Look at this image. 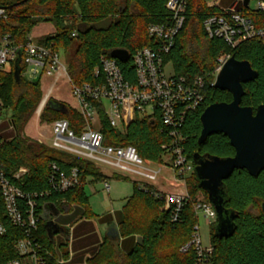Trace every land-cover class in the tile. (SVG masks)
I'll return each instance as SVG.
<instances>
[{
    "label": "trees",
    "instance_id": "1",
    "mask_svg": "<svg viewBox=\"0 0 264 264\" xmlns=\"http://www.w3.org/2000/svg\"><path fill=\"white\" fill-rule=\"evenodd\" d=\"M253 1V0H251ZM259 1V0H254ZM264 1V0H263ZM169 0H0V5L8 8L9 18L0 19V39L10 35L16 44H24L32 30L43 22H51L55 31L42 36L40 43L63 52L67 70L75 84L97 83L94 70L101 66L102 58H110L114 49H125L133 55L145 46H154L157 41L148 32L150 24L165 22L170 11ZM123 7V11L120 8ZM224 6H208L207 0H189L186 20L179 32L176 43L166 61H171L177 75L189 80L202 77L205 80L203 104L187 114L181 132L185 136L184 153L195 167L193 156L196 152L219 157L235 155V148L223 133L213 134L200 144L202 131L201 115L213 103L231 102L232 93L220 90L212 84L213 72L220 55L229 53L238 60H248L258 71V77L244 84L245 95L242 105L256 110L264 104V40L255 37L240 42L235 47L223 38L210 37L205 30L207 18L222 14ZM241 12L249 16L257 27L264 25V11H255L250 6L241 7ZM76 33V35H74ZM131 62V61H130ZM130 62H121L126 76L132 74ZM15 74L16 63L10 73L3 75L0 95L7 109L11 110L9 122L2 126L0 136V166L10 177L20 166L28 168V173L17 184L28 192H46L39 198L38 210L41 214L37 237L49 251L48 264L58 262L56 243L49 237L42 218L43 206L51 202L63 210L65 206L78 205L89 217L91 212L86 184L112 179H131L128 175L114 172L108 176L91 160L45 145L38 141L24 139L21 130L37 109L43 97L40 80L30 81ZM98 113L101 119L99 129L104 134V142L114 145H133L146 162H164L167 154L163 145L170 143V136L158 115H135L125 122V132L111 126L102 105ZM42 118L49 122L67 119L71 128L80 133L85 125L81 114L68 103L50 99L42 112ZM10 122L12 129L10 131ZM14 131V132H13ZM15 133V134H14ZM52 164L61 172L79 170V184L67 191H51L49 177ZM228 192L226 207L237 213L236 230L228 238H218L211 232L214 252L210 264H264V170L251 176L247 170H235L225 180ZM133 181V194L127 199L119 221L121 244L105 238L88 264H198L194 248L183 251L190 241L199 217L194 209L197 193L202 192L205 200L208 194L199 187L194 170L186 178L189 199L176 221L171 219L173 205L170 193L160 192L153 184L141 186ZM48 192V193H47ZM0 222L7 226V232L0 236V262L15 257L14 241L22 236V231L13 226L0 205ZM217 225V222H216ZM142 237V241H138ZM133 245L125 250V241ZM61 256L68 257L65 244L59 246Z\"/></svg>",
    "mask_w": 264,
    "mask_h": 264
},
{
    "label": "built area",
    "instance_id": "2",
    "mask_svg": "<svg viewBox=\"0 0 264 264\" xmlns=\"http://www.w3.org/2000/svg\"><path fill=\"white\" fill-rule=\"evenodd\" d=\"M241 1L244 5V0ZM188 2L189 0H169L168 19L163 23L149 25V35L155 38L157 43L154 46L139 48L130 55L128 62L131 61L133 71L129 77L124 73L118 59L102 58L101 66H97L94 70L95 76L98 77V82L94 84H75L68 74L67 63L62 60L61 52L52 46L35 42L32 32L24 44H16L8 34L0 39V85L3 82V75L13 70L19 57V50H22L21 64L24 65L22 69L24 78L28 79L25 76L28 73L33 81L40 80L42 83L45 77L53 76L56 83L61 76H68L72 93L78 101V111L85 125L80 133H76L71 128L69 120H54L51 123L52 142L50 144L53 148L84 157L94 163L101 162L117 168L124 175L135 174L139 176L135 180L141 184H151V181L158 179L161 169L151 168L133 145L106 144L104 134L99 129L101 119L98 108L99 105L104 107L111 126L120 129L122 133L125 132L124 124L129 118L137 114L158 115L171 138L169 144L163 145L167 151L165 156L168 158V165L174 169L179 187L184 189L177 193H170L173 221L179 218L184 204L189 199L186 178L194 170L192 162L184 153L185 136L181 132V126L187 114L197 110L205 100V80L202 77L189 80L185 76L177 75L172 62L165 59L175 46L176 38L183 28ZM219 2L220 0H211L207 4L213 7L219 5ZM255 2L256 6L250 7L255 11H264V1ZM242 5L224 7L222 14L207 18L204 26L209 36L223 38L233 47L250 38L259 37L264 40V25L257 27L249 16L241 12ZM7 18H9L8 8L0 5V19ZM231 57L229 53L219 56L213 72V85ZM168 64L173 67V72L170 74L166 71ZM54 85L49 87L39 104L37 109L39 115L52 98ZM6 110L0 95V136L4 132L3 124L10 120ZM9 125L12 129L11 122ZM27 173L28 168L20 166L10 177L0 166V205L8 221L22 231V236L15 239L13 243L15 257L2 261L0 264H48L49 251L36 234L41 220L38 210L39 198L46 192L23 190L17 184V180ZM49 184L50 192L67 191L79 184V170L73 168L69 173H65L52 164ZM104 185L109 191V181H104ZM194 209L198 217L204 214L208 218L210 226L217 222L216 210L205 198H197L194 201ZM6 232L7 226L0 222V236H4ZM189 248L196 250L198 264L211 263L214 246L211 240L208 245H203L199 222L194 226L191 239L182 250L186 251ZM58 262L68 264V260L60 255Z\"/></svg>",
    "mask_w": 264,
    "mask_h": 264
},
{
    "label": "water",
    "instance_id": "3",
    "mask_svg": "<svg viewBox=\"0 0 264 264\" xmlns=\"http://www.w3.org/2000/svg\"><path fill=\"white\" fill-rule=\"evenodd\" d=\"M27 0H22L25 2ZM251 0H244V6L248 8ZM123 11V7L120 8ZM21 53L16 60L15 74L19 78L21 73ZM111 57L120 62H128L130 52L125 49H114ZM258 71L248 60H238L232 56L224 65L218 75L214 87L220 90H228L232 93L231 102H217L210 104L201 115L202 131L199 143H204L213 134L223 133L235 148V155L219 157L211 154L196 152L193 156L194 172L199 187L208 194L210 203L217 213V225L215 235L218 238H228L236 230L237 213L226 207L228 200V179L235 170L245 169L251 176L257 177L264 170V104L254 110L251 106L242 105L245 95L244 84L255 80ZM264 213V202L262 203ZM61 210L56 204L48 202L43 206L42 218L49 237L54 241L56 233L68 234L70 227L63 226L54 221ZM112 240L116 241L122 236L119 226H111ZM142 241V237H138Z\"/></svg>",
    "mask_w": 264,
    "mask_h": 264
},
{
    "label": "rangeland",
    "instance_id": "4",
    "mask_svg": "<svg viewBox=\"0 0 264 264\" xmlns=\"http://www.w3.org/2000/svg\"><path fill=\"white\" fill-rule=\"evenodd\" d=\"M16 1L17 0H10V3H13ZM208 1H211V0H207V2ZM219 5L224 6V7H229V8L234 7V6L239 7L242 5V1L241 0H220ZM250 6L254 8L256 6V2L254 0L251 1ZM54 28L55 27L51 22H43V23H40L38 26H36L32 30L31 34L35 36L34 38L35 42L40 43V38L36 37L39 31H48ZM49 34H52V33L47 32L44 36L49 35ZM61 54H62L61 56L62 60L66 63L67 59L64 53L61 52ZM166 71L169 74L173 72V67L171 64L166 65ZM25 76L29 80L33 81V78L28 73ZM54 83H55V77L53 76L45 77L42 80V92H43L42 99L44 98V95L48 92L49 87L54 85ZM51 99H56V100H60L62 102L68 103L69 105L74 107L76 110H78V101L76 97L74 96V94L72 93L71 84L69 82L68 76L63 75L56 81L54 85V93ZM37 109L32 114L30 119L24 124L23 129L21 130L20 134L24 139L31 140V141H38L45 145L51 146L50 145L52 142L51 122L42 118L41 115L43 111L39 115V113L37 112ZM5 112L7 113L8 116L11 115L10 109H7ZM167 161H168V158L165 156L164 162H155V161L148 162L151 168L161 169L158 179L156 181H151V184L154 183L155 184V185L153 184L154 187L158 189L160 192L166 191L169 193H177V192L183 191L184 189L182 187H179L178 185V178H177V175L174 169L170 167V165H168ZM95 164L99 167V169L103 173H105L108 176L114 175V172L120 173V171H118L117 168L108 166L101 162H95ZM128 175L131 179H112L111 180V185H112V193H111V201H110L111 204L110 203L105 204L99 201L98 198L94 196L91 198L90 206H91V209L94 215L95 214L101 215L106 211V209H115V210L123 209L124 204L126 203V198L130 197L133 194V191H134L133 181L139 177L132 173H128ZM96 184H99V183H96ZM87 190L90 191V187H87ZM197 198L204 199L205 195L202 192H199L197 193ZM64 211H67V208H64ZM199 225H200V232L202 236L203 245H208L211 240V232H214L216 222L210 226L208 224V218L204 214H200L199 215ZM59 246H58V249L59 251H61Z\"/></svg>",
    "mask_w": 264,
    "mask_h": 264
},
{
    "label": "crops",
    "instance_id": "5",
    "mask_svg": "<svg viewBox=\"0 0 264 264\" xmlns=\"http://www.w3.org/2000/svg\"><path fill=\"white\" fill-rule=\"evenodd\" d=\"M54 31L55 28L48 31H39L36 36L41 38L47 32L54 33ZM97 183L99 184L92 183L86 184L85 186V190L89 195V201H91V198L94 196L97 197L99 201L109 204L112 193L111 180L109 181V191L105 189L104 181ZM87 187H90V191L87 190ZM164 192L169 193L166 191ZM128 198H126V201ZM65 208H67V211H64V209L61 210L60 215L55 217L54 221L63 226H69L70 230L68 234H62L59 232L55 234L54 242L56 243V250L61 256L58 246L60 243L65 244L68 251V257L65 259L68 260V264H88V260L94 257L104 239L112 238L110 232L111 226L113 224L119 226L122 209H106L101 215L95 214L89 217V215L84 214V208L78 205L65 206ZM90 210L93 213L92 209ZM116 241L121 244L123 237ZM132 245V240H126L124 249L128 250Z\"/></svg>",
    "mask_w": 264,
    "mask_h": 264
}]
</instances>
